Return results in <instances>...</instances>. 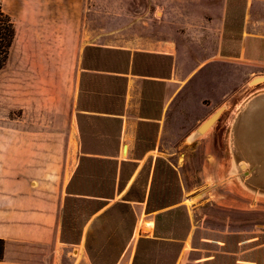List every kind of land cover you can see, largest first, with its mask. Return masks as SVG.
Here are the masks:
<instances>
[{
	"label": "rangeland",
	"instance_id": "1",
	"mask_svg": "<svg viewBox=\"0 0 264 264\" xmlns=\"http://www.w3.org/2000/svg\"><path fill=\"white\" fill-rule=\"evenodd\" d=\"M1 3L16 31L8 61L0 71V152L8 154L11 176L20 175L21 137L39 136L42 157L44 153H54V162L58 155L60 165L66 168V178L69 176L71 184L68 193L111 195L113 189L112 199L121 202L133 180L118 193V179L113 188L112 159H82V153L115 155V150L100 141L102 137L97 134L104 127L97 117L79 120L85 129L81 144L76 101L83 68L112 70L122 62V57L100 51L99 47L114 43L116 31L109 28L124 18L131 19L140 1L1 0ZM125 13H129L128 17ZM198 65L199 62H187L183 75L174 78L173 110L159 137L156 126H145L140 128L136 142L121 143L119 158L138 161L137 169L144 168L143 180L149 168L155 172L152 207L180 202L181 208L171 206L148 216L147 201L132 202L129 206L135 226L119 264H128L129 252L136 249L140 238L150 239L154 235L184 238L174 264H264V196L254 195L240 184L228 141L229 126L236 113L249 98L264 92V82L251 84L253 79L264 77V68L242 60L217 58L190 75ZM88 81L92 88H97L101 80ZM88 102L102 105L100 96ZM202 102L216 108L206 110ZM191 106L196 108L189 109ZM216 112H219L216 123L203 134H197L200 124L196 121L206 120ZM122 144L129 145L126 155L121 154ZM49 161L46 156L42 163ZM132 169L133 165L123 168L124 180ZM140 188L137 184L131 197L139 196ZM65 204L60 215L64 223L63 239L68 243L77 242L81 230L84 235L90 230L93 240L89 246L94 251L104 246L102 237L113 239L127 232V225L120 222L125 216L121 219L118 213L109 217V226L103 232L90 228L95 215L83 227L95 202L81 199L76 202L67 197ZM171 209L172 213L158 219L156 227V215ZM145 223L153 225L152 233L142 228ZM81 243L82 239L78 245ZM141 247L136 264H172L174 250L170 243L157 241L149 248L145 244ZM88 259L92 264L89 256ZM71 262L66 259L64 264Z\"/></svg>",
	"mask_w": 264,
	"mask_h": 264
},
{
	"label": "crops",
	"instance_id": "2",
	"mask_svg": "<svg viewBox=\"0 0 264 264\" xmlns=\"http://www.w3.org/2000/svg\"><path fill=\"white\" fill-rule=\"evenodd\" d=\"M136 1L140 3L132 18H124L123 22L109 28L116 31L114 43L99 47L100 51L122 57V62L112 70L83 68L76 101L81 144L85 129L79 120L97 117L104 127L101 134H97L102 137L100 141L115 150V155L82 153V156L117 161L116 180L121 162L136 164L127 181L133 180L132 184L144 168L137 169L138 161L119 158L121 143L136 142L140 128L145 126H156L159 137L173 110L174 78L183 75L187 62L200 63L190 75L217 58L242 60L264 68V0ZM128 14L125 13V17ZM91 78L101 80L97 88L89 85ZM95 96H100V107L88 102ZM201 106L206 110L216 108L212 104L204 106L203 102ZM204 120L196 122L201 125ZM21 139L20 175L11 176L10 163L6 161L8 154L0 152V240L5 243L0 264H64L66 259L72 261L71 264H90L83 243L87 233H81L80 245V242L72 244L63 239L60 214L66 198L72 197V193L67 192L71 184L69 176L66 178V168L60 165L58 155L54 162V153L43 152L42 157L39 136L27 135ZM128 148L129 145L122 144L121 154L126 155ZM46 156L50 160L48 164L42 163ZM148 173L145 201L155 172L149 168ZM106 202L95 217L110 207V202L116 201L107 199ZM132 202L126 203L131 205ZM150 226L152 230L153 225ZM135 251L130 250L128 264H132ZM125 252L123 250L116 264Z\"/></svg>",
	"mask_w": 264,
	"mask_h": 264
},
{
	"label": "trees",
	"instance_id": "3",
	"mask_svg": "<svg viewBox=\"0 0 264 264\" xmlns=\"http://www.w3.org/2000/svg\"><path fill=\"white\" fill-rule=\"evenodd\" d=\"M15 36H16V31H15L14 23H13L11 17L3 10L2 3L0 0V71L5 67V65L8 61L9 53H10V50H11L12 45L14 43ZM93 69L98 70L96 68H93ZM98 71H101V70H98ZM82 159L88 160L89 158L82 157ZM101 161H104V160H101ZM80 164H81V162H80ZM114 164H115V167H114L113 172L111 174L112 175L113 188H114L116 178H117L118 162L114 161ZM129 165H133V169H132L130 175L127 177V179L124 180L123 168L125 166H129ZM135 167H136V165H134V163L133 164H131L129 162H121L120 163L118 185H117V187H118L117 192L118 193H120L124 190L129 177H131V175L133 174V172L135 170ZM143 170L140 171V173L137 175V177L135 178V181L129 187V189L127 190V192H126V194H125V196L121 202L114 203L110 207L106 208L98 216H96L94 218V220H92V223L90 224V228L94 227V229H96L97 232H100V231L103 232L106 229V227L109 226V223H108L109 217L112 216V214L116 215V213L120 214V218H121V216H125L124 221L123 222L120 221V222L122 224L125 223V225H127V232L125 233V235H119L118 238H113V239L110 237L109 238L108 237H106V238L102 237V240L104 239V244H103L104 246H101L100 248H98L94 251L89 246L90 240H93V238L91 237V234H90V230H89V232H87V235L85 238V249H86V252H87L92 264H116L121 253L123 252L127 242L129 241L131 234H132L134 224H135V216H134V213L131 210L129 204H127L126 202L134 201V202H140L141 203L144 201L145 196H146V188H147L146 186H147V182H148V174L149 173L146 174V178H145V180H143V173H144ZM72 181H73V179H72ZM124 181H125V183H122ZM137 184L141 187L138 190L139 196L131 197L132 192L136 193ZM154 184H155V174L153 175L151 186H150L148 196H147L146 213H152V212H155L158 210L165 209L166 207L176 206L180 203V202H175V203L171 202V204H169V205H159L158 207H155V208L152 207L153 196H154L155 191H156ZM112 191L113 192L111 195L110 194H103V193L84 194V193L72 192V201L78 202V199H81V200H85V202H87V203L88 202L89 203L95 202V204H96L95 208L85 218V221L83 223V227L92 218V216H94L96 213H98L100 210H102L107 205V202H106L107 199H112L113 194H114V190L112 189ZM134 195H136V194H134ZM180 208H181L180 206H177L175 209H180ZM172 211H173V209L168 210L166 212H162L163 214L160 213V214L156 215L155 226L157 227L158 219L160 217H162L163 215H168V213H172ZM63 225H64V223H62V226ZM81 233H82V230L80 231V233L77 237V242H72V244H78L80 242ZM116 241H117V243H115ZM157 241L170 243L171 247L174 250V252H173L174 255L172 257V264H174L176 258L179 255V252L182 248V242L184 241V238H173V237L159 238L155 235L153 236V238H150V239L149 238L148 239L140 238L138 240L132 264L137 263L139 251L142 248L141 246L143 244L147 245V248H149L148 246L156 244ZM4 244H5L4 241L0 240V261L3 259ZM154 248L156 249V247H154Z\"/></svg>",
	"mask_w": 264,
	"mask_h": 264
},
{
	"label": "water",
	"instance_id": "4",
	"mask_svg": "<svg viewBox=\"0 0 264 264\" xmlns=\"http://www.w3.org/2000/svg\"><path fill=\"white\" fill-rule=\"evenodd\" d=\"M264 82L257 77L251 84ZM214 113L196 130L206 132L218 120ZM229 155L240 184L254 195L264 196V92L249 98L236 113L228 134ZM126 150V146H123Z\"/></svg>",
	"mask_w": 264,
	"mask_h": 264
},
{
	"label": "bare ground",
	"instance_id": "5",
	"mask_svg": "<svg viewBox=\"0 0 264 264\" xmlns=\"http://www.w3.org/2000/svg\"><path fill=\"white\" fill-rule=\"evenodd\" d=\"M124 152H126V150H124ZM142 228H143V229H146V230H148V231H151V226H150V224H148V223H145V224L142 226Z\"/></svg>",
	"mask_w": 264,
	"mask_h": 264
}]
</instances>
